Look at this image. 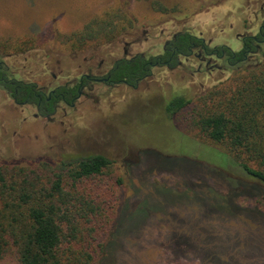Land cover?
I'll return each instance as SVG.
<instances>
[{"label": "rangeland", "instance_id": "obj_1", "mask_svg": "<svg viewBox=\"0 0 264 264\" xmlns=\"http://www.w3.org/2000/svg\"><path fill=\"white\" fill-rule=\"evenodd\" d=\"M262 6L264 0H220L182 21L148 26L161 20L149 0H0V54L20 77L52 87L80 73H105L125 49L128 56L160 54L184 28L210 46L238 51L239 36L258 34ZM124 11L142 26L119 32ZM95 19L99 26L88 31ZM262 51L249 53L246 65L257 64ZM191 62L153 66L136 86L95 82L51 121L0 91V164L55 166L96 154L114 161L75 184L89 202L83 228L90 264H264V199L248 186L236 191L239 180H254L228 169L227 152L192 123L198 95L233 91L247 73ZM180 94L194 102L170 119L164 107ZM0 264H19L17 255L6 252Z\"/></svg>", "mask_w": 264, "mask_h": 264}, {"label": "trees", "instance_id": "obj_2", "mask_svg": "<svg viewBox=\"0 0 264 264\" xmlns=\"http://www.w3.org/2000/svg\"><path fill=\"white\" fill-rule=\"evenodd\" d=\"M149 1L161 15V20H147L145 24L156 26L171 19L182 21L220 0H191L194 6L189 9L165 0ZM124 15L125 23L118 25L119 32L142 26L127 12L124 11ZM93 24L99 26L98 20L88 24V31H94L96 27L92 26L96 25ZM243 45L238 51H232L223 44L210 46L202 36L188 28L176 31L161 55L168 61L170 69L182 65L192 67V59L200 61L199 56L210 51L214 53L217 49L219 57L222 51L225 53L218 63L221 69L247 74L233 91L224 94L210 90L198 95L195 102L182 94L175 95L164 109L173 119L194 102L192 123L199 133L223 147L229 157L228 169L236 168L242 176L254 180L251 183L239 180L236 191H243L241 186H248L256 189L257 195L264 199V51L257 64L249 66L246 65L248 58H245V53L249 52L248 48L251 51L255 49L251 37L245 35ZM180 57L189 66L181 64ZM148 67L146 59L137 54L118 59L109 74L114 81L135 86L137 80L149 72ZM8 89L16 101H37V91L32 83L13 84ZM75 92L74 87L67 88L66 99L70 100ZM54 101L51 99L46 104V97H42V104L49 111H53ZM245 157L256 160L263 168L253 167ZM113 163L110 158L96 154L55 166L46 162L33 166L0 164V258L13 250L19 264H90L93 251L83 228L90 212L89 202L75 184L100 174ZM104 249L102 245L101 251Z\"/></svg>", "mask_w": 264, "mask_h": 264}, {"label": "flooded vegetation", "instance_id": "obj_3", "mask_svg": "<svg viewBox=\"0 0 264 264\" xmlns=\"http://www.w3.org/2000/svg\"><path fill=\"white\" fill-rule=\"evenodd\" d=\"M261 8H264V6H262ZM248 36L251 37V40L255 46V49L253 51H251V49L248 48L247 50H249V52L245 53V58L248 57V54L250 52L251 53H258L260 50H262L264 48V19L262 20V22L258 26V34H253V35H248ZM239 38H240V41L242 43L241 48H243L244 47V45H243L244 36H241V37L239 36ZM169 39H167L163 43L162 53H160V54L153 55V56H147L145 53H136V54H133L131 56H128L127 50L125 49V51H124L125 55L120 57V58H131L137 54H141V56L146 59L148 65H149V67H148L149 72H147L146 75L141 78V79H143V78L151 75V73H152L151 67H153V66L162 65L164 67L169 68L168 61H165L161 57V55L164 53V51L166 49V44L168 43ZM126 45H128V44L126 43ZM217 52H218L217 49H215L214 53L212 51H210V52H208L207 55L199 56V59H200L199 63L204 62V66L206 69L212 68L214 66L216 68L221 69V67L219 66L220 64H218L215 61L219 60L221 62L225 56V53H224V51H222V54L219 57L217 55ZM1 56L7 57V55L0 54V91L5 92L6 96L15 105H17L19 107L23 106V107L32 108L33 109L32 116L36 119L38 118V119H43V120H47V121L53 120L54 115L57 112V110L61 104L72 106L74 104L75 100L77 98H79L80 96L86 94L87 89L90 88V86H92V84H94L95 82H104L106 84L125 83L124 81L117 82V81L112 80L110 77V74H109V71L113 67V64L120 58H117L112 63L110 68L105 73H103L101 75L93 73L91 71L90 72H84V73H80L78 76L74 77L72 80H67L61 84H57L55 86L49 87L48 85H40L38 82H36L34 80H28L26 78L20 77L17 74V72L9 65V63L5 62V59L1 58ZM93 58H94V56H91L90 59L88 60L89 65L91 64V61L93 60ZM15 60L17 61L18 59H15ZM24 61H25V59H24ZM20 62L21 61L19 59L18 63L20 64ZM181 62H182L181 64L186 65L182 60H181ZM178 67H180V66H178ZM89 70H92V68L89 67ZM53 77L55 78V75H53ZM139 81L137 80V83ZM18 83H24V84L32 83L35 86V90L37 91L36 92L37 101H34V102L16 101L15 98L11 95V92L8 89V86L13 85V84L17 85ZM70 87H74L76 92L74 95L71 96L70 100H67L66 99V94H67L66 89L70 88ZM43 96L46 97V104H48L51 101V99L55 100L53 105H52L53 111H49L48 108L46 107V105L42 104V97ZM23 119H25V118H23Z\"/></svg>", "mask_w": 264, "mask_h": 264}]
</instances>
